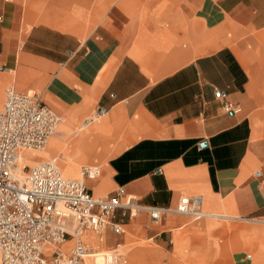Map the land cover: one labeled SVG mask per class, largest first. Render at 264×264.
<instances>
[{"label":"crops","instance_id":"obj_1","mask_svg":"<svg viewBox=\"0 0 264 264\" xmlns=\"http://www.w3.org/2000/svg\"><path fill=\"white\" fill-rule=\"evenodd\" d=\"M57 2L37 0L34 21L0 0V110L8 88L32 91L62 125L45 147L55 159L35 163H100L86 180L94 196L122 190L170 210L158 222L117 209L124 232L107 229L95 246L122 245L135 222L172 243L168 264H181L176 233L189 264H264V0ZM184 195L217 216L174 213Z\"/></svg>","mask_w":264,"mask_h":264},{"label":"built area","instance_id":"obj_2","mask_svg":"<svg viewBox=\"0 0 264 264\" xmlns=\"http://www.w3.org/2000/svg\"><path fill=\"white\" fill-rule=\"evenodd\" d=\"M225 108L239 110L231 103ZM60 121L35 93L6 90L0 110V264H90L89 257L96 253L103 264H123L118 245L99 250L92 244L103 243L107 229L124 232L123 225L113 221L115 211L121 209L129 217L144 211L161 221L170 210L137 205L132 197L122 198V190L94 196L86 180L100 175L96 165L81 166V178L72 179L45 160L28 167L23 180L17 179L19 153L43 149ZM201 203L200 195H184L172 211L197 219L204 215Z\"/></svg>","mask_w":264,"mask_h":264},{"label":"rangeland","instance_id":"obj_3","mask_svg":"<svg viewBox=\"0 0 264 264\" xmlns=\"http://www.w3.org/2000/svg\"><path fill=\"white\" fill-rule=\"evenodd\" d=\"M6 1L11 3L12 5L16 4V5L20 6L21 12H23V11L29 12L32 20H34V21L37 20V0H6ZM63 1H64L63 3L57 2L58 6L62 7L61 9L63 11L71 10L72 4L71 3L69 5L66 4L67 0H63ZM91 1H93L92 3L94 5H96L99 0H91ZM9 10H10L11 14L14 11V9L12 7H10ZM27 26H28L27 23L19 24L18 34L20 36H22V34H24L26 32ZM94 115L97 116V114H94ZM90 118H92V117H90ZM58 127L61 130L62 125H60ZM58 127H57V130H58ZM68 132H71V131H68ZM77 132H82V131H77ZM52 138H54V136ZM51 139H50V141H51ZM85 150L87 151L86 154H88L89 152L91 153V151H89L88 149L85 148ZM102 156L103 155L99 154L97 158L98 159L102 158ZM45 158L54 160L55 156H51V157L49 156V157H45ZM62 158H64V157H62ZM95 158H93V159H95ZM64 159L68 160L69 158H64ZM63 162H65V161L59 162V165H60L62 171H63V165L69 164V162L63 164ZM85 163H88V162H81L80 164L79 163L75 164L78 166L79 169L77 167H75L74 165H72L73 168L70 171L69 175L68 176L65 175V176L73 177V178L80 177L79 176V170L81 169V166H83V164H85ZM89 163H93V162H89ZM94 164H97L99 167L102 166L100 163H94ZM26 170L27 169L25 168L24 171L26 172ZM137 215H135L133 217H129L128 215L123 216L122 214H120V216L124 219L125 218L135 219L137 217ZM142 227H146V226L142 225V223H135V222H133L132 225L129 227L124 226L125 238H124L122 245L117 247V250L120 253H122L123 264H168L169 263V253L171 252L172 243H166L164 245H160V244L156 243L153 239L147 237L145 230H143ZM200 232H201V230H199V233ZM177 237L178 236L176 233V236L174 238V243H173L174 247L172 249L174 257L181 256L182 257L181 258V264L193 263L192 259L190 260L187 258L190 245H188V243L179 242V239ZM118 242H119V240H118ZM95 255H97V253L94 254L93 256H95ZM93 256L89 257V261L91 264H93ZM173 264H178V261H174Z\"/></svg>","mask_w":264,"mask_h":264},{"label":"bare ground","instance_id":"obj_4","mask_svg":"<svg viewBox=\"0 0 264 264\" xmlns=\"http://www.w3.org/2000/svg\"><path fill=\"white\" fill-rule=\"evenodd\" d=\"M32 92V91H31ZM88 121H89V119H87V120H85V121H83L82 123H81V127L83 128V127H85L86 125H87V123H88ZM58 127V126H57ZM59 132H63V131H59ZM67 132V131H66ZM51 137H53L52 135L49 137V139H48V141H47V144H48V142H49V140L51 139ZM52 141V140H51ZM46 144V145H47ZM46 145H45V147H46ZM44 147V148H45ZM32 149V148H28V149H25V150H23V151H21L20 153H19V159H18V167H17V169L15 170V172H14V176L17 178V179H20V180H23L24 178H25V176H26V172L22 169V167L24 166V165H32L33 163H35L36 161H37V158H45V157H49L50 156V149ZM50 148V147H49ZM64 163H68V162H63V164ZM73 164H71V163H69V164H64L63 165V171H62V173L64 174V175H69V173H70V171L72 170V168H73V166H72ZM66 176V177H67ZM79 176L80 177H78V178H73V177H69V178H72V179H80L81 178V170H79ZM203 213V212H202ZM204 215L203 216H205V215H207V216H212V217H216L217 215L216 214H211V213H203ZM223 218H231V217H228V216H224ZM93 244V246H95V244L94 243H92ZM68 245H69V243H68ZM118 246H121V244L120 245H118ZM117 246V247H118ZM91 256H93V255H91ZM91 264V263H90ZM93 264H103V262H102V258H101V255L100 254H97V255H95V256H93Z\"/></svg>","mask_w":264,"mask_h":264},{"label":"water","instance_id":"obj_5","mask_svg":"<svg viewBox=\"0 0 264 264\" xmlns=\"http://www.w3.org/2000/svg\"><path fill=\"white\" fill-rule=\"evenodd\" d=\"M205 143L203 142L202 145H204Z\"/></svg>","mask_w":264,"mask_h":264}]
</instances>
